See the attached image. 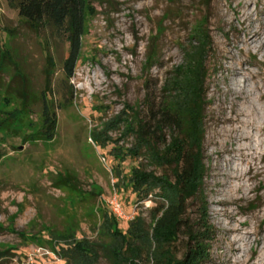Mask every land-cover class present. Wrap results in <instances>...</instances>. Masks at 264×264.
<instances>
[{
    "label": "rangeland",
    "instance_id": "1",
    "mask_svg": "<svg viewBox=\"0 0 264 264\" xmlns=\"http://www.w3.org/2000/svg\"><path fill=\"white\" fill-rule=\"evenodd\" d=\"M263 38L264 0H89L78 61L66 79L68 42L34 31L0 0V264H67L59 244L110 240V214L122 231L134 221L136 230L151 232L162 200L131 192L129 170L166 168L125 152L135 143L138 114L158 103L186 50L201 42L209 44L202 190L216 230L205 264H264ZM45 93L54 136L32 140ZM197 207L190 200L187 214ZM139 241L140 263L154 264L148 243ZM173 248L182 254V235ZM93 264L110 263L99 256Z\"/></svg>",
    "mask_w": 264,
    "mask_h": 264
},
{
    "label": "trees",
    "instance_id": "2",
    "mask_svg": "<svg viewBox=\"0 0 264 264\" xmlns=\"http://www.w3.org/2000/svg\"><path fill=\"white\" fill-rule=\"evenodd\" d=\"M6 1L34 31L50 30L68 42L63 70L66 79H70L78 61L84 13L89 0ZM208 46V43L201 42L186 50L183 63L164 82L161 99L155 106L149 105L150 114L148 112L142 118L138 114L135 130L130 131L135 143L126 150V155L142 154L151 164L166 168V172L160 174L137 166L129 170L127 183L131 192L137 197L154 193L162 200L154 209L151 232L136 230L134 221H130L127 229L122 231L117 218L110 214V224L105 228L110 240L88 246L81 241L59 244L60 257L67 264H93L99 256L110 264H141L139 240L148 243L147 251L154 264H205L210 259L216 230L210 222L202 190L206 173L203 161V104ZM48 58L52 63L50 56ZM25 99L26 95L22 99L23 108L26 106ZM47 99L45 93L43 124L30 136L32 140H50L54 136L56 117L54 112H50ZM8 119L14 120L15 116L11 115L1 122ZM91 138L104 146L95 133L91 134ZM190 200L198 206L193 216L187 214ZM180 235L184 237V250L178 256L173 246Z\"/></svg>",
    "mask_w": 264,
    "mask_h": 264
},
{
    "label": "bare ground",
    "instance_id": "3",
    "mask_svg": "<svg viewBox=\"0 0 264 264\" xmlns=\"http://www.w3.org/2000/svg\"><path fill=\"white\" fill-rule=\"evenodd\" d=\"M257 35H258V31H257V32H252V33L248 34V37H249V38L245 39L244 43H245V44H250L251 42H254L252 37H257ZM258 37H259V36H258ZM259 39H261V38H259ZM263 39H264V38H263ZM255 41H256V40H255ZM251 44H252V43H251ZM258 44H259V43H258ZM243 45H244V44H243ZM233 69H234V68H233ZM237 69H238V68H237ZM232 71H233V70H232ZM239 71H240V70H239ZM236 72H238V71H236ZM238 82H239V81H238ZM231 84H233V83L231 82ZM236 84H237V83H236ZM240 85H241V84H238V85H237L238 87H233V85H231V87H233V88L236 90V92L234 93L236 96H240V93L243 92V91L241 92V87H242V86L240 87ZM233 88H231V89H233ZM229 89H230V88H229ZM229 89H228V91H229ZM231 89H230V90H231ZM243 89H244V88H243ZM235 90H234V91H235ZM234 94H233V95H234ZM231 95H232V94H231Z\"/></svg>",
    "mask_w": 264,
    "mask_h": 264
},
{
    "label": "built area",
    "instance_id": "4",
    "mask_svg": "<svg viewBox=\"0 0 264 264\" xmlns=\"http://www.w3.org/2000/svg\"><path fill=\"white\" fill-rule=\"evenodd\" d=\"M113 208L118 215H122V208L117 201L113 203Z\"/></svg>",
    "mask_w": 264,
    "mask_h": 264
}]
</instances>
